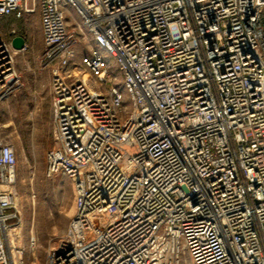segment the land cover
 Masks as SVG:
<instances>
[{
    "label": "built area",
    "instance_id": "2783aa9c",
    "mask_svg": "<svg viewBox=\"0 0 264 264\" xmlns=\"http://www.w3.org/2000/svg\"><path fill=\"white\" fill-rule=\"evenodd\" d=\"M35 12L44 174L74 191L43 264H264V0H0V18ZM16 35L0 33V101L19 85ZM16 170L0 132V264L20 223Z\"/></svg>",
    "mask_w": 264,
    "mask_h": 264
},
{
    "label": "rangeland",
    "instance_id": "374dc122",
    "mask_svg": "<svg viewBox=\"0 0 264 264\" xmlns=\"http://www.w3.org/2000/svg\"><path fill=\"white\" fill-rule=\"evenodd\" d=\"M66 16L71 24L81 23L80 16L71 6ZM10 28H15L24 36L27 47L14 57L19 85L13 94L0 101L1 136L14 145L17 159L14 188L20 231L14 240H11L12 235L8 231V249L12 262L16 261V264H43L48 247L67 230L73 213V183L63 174L51 177L44 174L45 152L53 142L48 137L42 141L46 130L38 115L41 109L49 106L50 75L49 69L40 60L42 41L37 12L19 19L13 16L0 18V33L5 34ZM88 49L87 42L77 44L75 60L79 61ZM105 59L109 62V71L117 73L113 58L106 56ZM117 77L119 80L120 75L117 74ZM109 85L105 83L102 88L106 89ZM49 127L52 128L50 120ZM32 239L35 240L34 248L30 247ZM14 246L23 248L22 252L11 249ZM179 264H189L188 257L183 255Z\"/></svg>",
    "mask_w": 264,
    "mask_h": 264
},
{
    "label": "crops",
    "instance_id": "0c3cea01",
    "mask_svg": "<svg viewBox=\"0 0 264 264\" xmlns=\"http://www.w3.org/2000/svg\"><path fill=\"white\" fill-rule=\"evenodd\" d=\"M20 35L24 38V36L22 34H20ZM24 41H25V38H24ZM48 92L50 94V88L49 87H48ZM38 115H39V118H42L41 121L44 123L43 126H44V129L46 130L45 134H43V136H42V141H43L44 137H48V138H50L52 140V133H51L52 128L49 127V120L51 121L50 99H49V106H48V108L41 109V111H40V113Z\"/></svg>",
    "mask_w": 264,
    "mask_h": 264
},
{
    "label": "water",
    "instance_id": "95a60500",
    "mask_svg": "<svg viewBox=\"0 0 264 264\" xmlns=\"http://www.w3.org/2000/svg\"><path fill=\"white\" fill-rule=\"evenodd\" d=\"M11 44L15 49H20L24 45V38L21 35H16L11 39Z\"/></svg>",
    "mask_w": 264,
    "mask_h": 264
},
{
    "label": "bare ground",
    "instance_id": "6f19581e",
    "mask_svg": "<svg viewBox=\"0 0 264 264\" xmlns=\"http://www.w3.org/2000/svg\"><path fill=\"white\" fill-rule=\"evenodd\" d=\"M19 231H20V230H19L18 227H15L13 230H12V229L9 230V234L12 235V236H11V237H12L11 240H14V239H15V235H18V234H19ZM14 263L16 264V261H14L13 264H14Z\"/></svg>",
    "mask_w": 264,
    "mask_h": 264
}]
</instances>
